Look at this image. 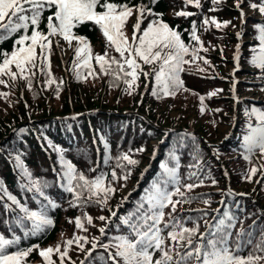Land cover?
I'll return each instance as SVG.
<instances>
[{
	"label": "trees",
	"instance_id": "1",
	"mask_svg": "<svg viewBox=\"0 0 264 264\" xmlns=\"http://www.w3.org/2000/svg\"><path fill=\"white\" fill-rule=\"evenodd\" d=\"M127 2L131 5L147 4L154 12L162 14L160 18L163 22L180 31L182 39L189 44L193 43L190 36L195 23L198 35L208 49L207 52L200 51L199 55L210 61V65L203 64V61L184 65L181 78L189 91H181L174 98H157L151 95L155 88L154 75L141 76L131 94L124 91L127 85L122 80L114 85L111 76L100 75L98 79L78 81L72 73L77 43L71 46L65 63H62L53 44L51 71L57 82L63 81L58 98L56 84L47 86L45 77L39 72L33 79L31 89L26 81L19 78L15 82L8 81L7 87L0 85V93H8L7 97L0 96V183L30 211L47 207L45 197L59 205L57 208L48 207V215L54 222L52 227L43 234L26 236L25 232L31 229V221L26 226L21 224L18 215L23 216V213L15 206L14 211H7L4 204L11 202L0 193V235L7 239L20 237L19 244L11 246L9 253L39 246L29 255L26 264H45L38 254L39 249L60 245L63 251L65 242L77 235L109 243L111 237L127 234L120 218L137 212V206L145 201L154 185L167 178L161 165L175 166L176 161L171 159L175 155L179 158L178 171L182 181L190 182L187 181V174L194 170L189 165L194 162L192 157L197 149L204 173L210 174L217 183L213 185L211 180H206L204 186L188 193L193 197L192 202L177 206L175 215L199 221L201 234L207 232L201 219L203 212L208 213V224L225 214L234 215L237 221L232 229L233 239L241 228L257 237L264 230V179L259 171L251 182L243 178V173L250 167L243 159V136L248 132L249 123L253 126L258 124L255 116L249 118L247 113L253 108L264 111V72L251 63L253 48H259L256 26L264 25V14L253 10L250 5L254 2L264 4V0H244L241 9L246 7L253 13L243 11V20L239 19L241 10L235 7L236 0H223L218 5L213 4L212 0H201V8L186 6L184 0ZM181 10L195 15L178 16ZM54 11H44L41 31L47 32V17ZM204 17H215L221 22L231 23L220 30L211 26L206 31L200 27ZM151 19L153 17L148 16L141 27H146ZM136 22L137 14L134 13L124 29L129 39ZM31 31L30 27L29 34ZM74 32L90 42L94 54L105 52L106 38L97 26L88 22L77 26ZM21 34L22 30L0 41V50L11 52L14 40ZM231 45L240 47L236 72L238 87L244 94L237 98H234L230 86L233 77L225 70L226 65L235 58L234 52L228 53ZM108 51L119 59L114 49ZM155 67L143 65L144 71L149 73H153ZM201 67L205 70L201 71ZM96 71L99 72L98 66ZM70 89L73 99L68 94ZM217 89L223 91L208 97L209 92ZM253 91L259 94L251 95ZM200 95L206 97L204 114L199 111ZM226 123L229 128L224 130L221 127ZM57 149L63 150V161L74 165L88 179H95L105 172L111 181L110 173L113 170L123 175L124 171L116 166V158L122 153H130L139 163L127 166L130 175L126 181L121 179L113 183L116 191L109 197L106 206L91 201L73 206L70 203L74 200L73 194L61 186L62 183L67 184L63 176L66 169L62 167L61 153ZM16 156H20L33 174V179L41 182L44 196L26 189L30 182L20 172ZM252 159L256 164L264 158L257 151ZM200 197L209 199L210 203H203ZM145 207H148L146 203ZM165 211L167 213L171 209ZM111 212H116V217H112ZM86 215L93 218V224H85V232L76 228L75 220ZM100 216L109 217L110 222L99 220ZM186 226L192 227L191 221ZM101 227L106 228V235L100 233ZM90 248L91 244H86L85 251H81L74 243L68 251L70 259L65 258L64 264H104L101 260V256H107L104 249L97 247L88 256L87 250ZM156 255L159 256V253ZM52 259L60 264L57 254L54 253Z\"/></svg>",
	"mask_w": 264,
	"mask_h": 264
},
{
	"label": "snow or ice",
	"instance_id": "2",
	"mask_svg": "<svg viewBox=\"0 0 264 264\" xmlns=\"http://www.w3.org/2000/svg\"><path fill=\"white\" fill-rule=\"evenodd\" d=\"M152 2L155 3L156 0ZM222 2L223 0H212V3L217 5ZM242 3L244 0H236L235 7L241 9ZM184 4L196 8L202 7L201 0H184ZM250 7L264 14V4L254 2ZM51 9L55 11L47 17L45 33L40 30L41 18L45 10ZM215 10L217 9H213ZM134 13L137 14V22L129 39L124 29ZM177 15L190 17L195 14L181 10ZM148 16H152L153 19L142 28ZM244 16L245 13L241 10V19ZM160 17L162 14L154 12L147 4L131 5L127 0H0V41L22 30V34L14 40L11 52L0 50V85L7 87L8 81L15 82L19 78L26 81L27 87L31 89L33 79L39 72L45 77L47 86L56 84L58 98L63 81L57 82L51 71L53 38L58 37L69 47L73 45V41L77 43L74 48L72 73L78 81H87L88 78L98 79L100 75L111 76L114 85L116 81L122 80L127 85L124 91L131 94V91L138 86L137 82L141 76L154 75L155 88L151 91V95L157 98H174L181 91H189L181 78V73L185 71L184 65L196 61L210 65V61L199 55L200 51L207 52L208 49L204 47L195 23L192 25L190 36L193 43L189 44L182 39L180 31L163 22ZM88 22L97 26L106 38V50L103 54H94L90 42L74 32L77 26ZM230 23L231 21L221 22L215 17H204L200 27L206 31L211 26L220 30ZM30 27L31 34H29ZM256 30L259 48H253L251 63L264 72V25H257ZM237 35L239 36L240 33ZM57 46H59L58 42ZM108 49H114L119 54V59L110 55ZM189 56L191 59H186ZM239 59V49H237L235 55L237 66ZM143 65H156V67L153 73H149L144 71ZM96 66L99 72L96 71ZM200 70L205 69L201 67ZM234 85L235 82H233V91H235ZM221 91L223 90L217 89L207 95L216 96ZM0 96L7 97L8 93H0ZM205 99L204 95L199 96L201 114L206 111ZM247 115L249 118L255 116L258 121L256 126L249 123L248 132L243 136V159L250 165L243 173V178L251 182L258 171L264 179V159L256 164H253L252 159L257 151L259 156L264 158V111L253 108ZM105 145L107 147L106 141ZM57 151L61 153L62 167L66 169L63 176L67 179V184L62 183L61 186L65 191L73 194L74 200L70 202L73 206H80L89 201L106 206L109 197L116 191L112 186L113 183L121 179L126 181L130 175L127 166H135L139 163L130 153H122L116 158V166L124 171L123 175H118L113 170L110 173L111 181L108 180L109 174L105 172H101L95 179H88L79 173L74 165L63 161L62 149ZM15 159L20 172L30 182L25 186L26 189L44 196L41 182L33 179V174L20 156H16ZM111 159L109 155V160ZM171 159L176 161L175 166L161 165L167 178L162 183L158 182L154 185L145 201L137 206V212L120 218L121 224L126 226L127 234L113 236L109 243H102L96 238L89 240L86 236L77 235L74 239L65 242L63 251L60 245L55 248L39 249L38 254L45 264H56L52 259L54 253L58 255L60 264H64L65 258L70 259L68 251L74 243L81 251H85L86 244H91V248L87 250L88 256H91L97 247L103 248L107 253L106 257L101 256L104 264H264V230L257 237L241 228L233 239L232 229L235 228L237 221L234 215L225 214L222 218L215 219L214 223L208 224V213L203 212L201 219L205 222L207 232L201 234L199 221L192 220L191 217L185 219L175 215L177 206L192 202L193 197L188 193L204 186L206 180H211L213 185L217 182L210 174L204 173L199 162L201 157L198 149L192 157L194 162L189 165L190 169H194L187 174V181L190 182H183L179 175V158L172 155ZM0 193L6 195L7 201L11 202L4 204L7 211H14L13 206H15L20 213H23V216L18 215L21 224L26 226V223L31 221V229L25 232L26 236L43 234L53 226L54 222L48 215V207H59L54 201L45 197L48 200L47 207L40 211H30L16 196L8 192L2 183H0ZM200 199L205 204L210 203L209 199L203 197ZM145 203L148 207H145ZM169 208L171 211L166 213L165 210ZM111 216L116 217V212H111ZM99 220L110 222L109 217L105 216H100ZM188 221H191L192 227L186 226ZM85 224H93L90 215L76 218L77 229L86 232ZM99 231L102 235H106L105 227H101ZM19 242V236L7 239L4 235H0V264H26L29 255L39 247L37 245L9 253L8 249ZM157 253L159 256L156 255Z\"/></svg>",
	"mask_w": 264,
	"mask_h": 264
},
{
	"label": "rangeland",
	"instance_id": "3",
	"mask_svg": "<svg viewBox=\"0 0 264 264\" xmlns=\"http://www.w3.org/2000/svg\"><path fill=\"white\" fill-rule=\"evenodd\" d=\"M242 10L243 11H247L249 14H251V13H253V10L251 11V9H248V8H246V7H243L242 8ZM239 19L241 20V17H239ZM243 20V19H242ZM241 24V23H240ZM240 28H238L237 29V31L239 30ZM57 42L59 43V46H57ZM76 43V41H73V44H75ZM53 44H55V47H56V51H57V53H58V55H59V57H60V59H61V61H62V63H65V61H66V58H67V56L70 54V48L71 47H69V45L65 42V41H63V40H60V38H53ZM240 47H238V45H234L233 47H232V45H231V48H230V50L228 51V53L230 52H234L235 53V55H236V51H237V49H239ZM37 52H38V54H39V49H37ZM236 67H237V65L233 62V58H232V61H230V63H228L227 65H226V67H225V70L226 71H228V72H230V70H233L234 68H235V70H234V72H233V77H237V72H236ZM233 82H235V84H236V89H235V91L233 92V96L235 95L236 96V98L239 96V95H241V94H244V92L242 91V89H240L239 87H238V84H239V82L237 81H231V83H230V86L232 87V85H233ZM68 94H69V97L71 98V99H73V93L71 92V89H70V91L68 92ZM251 95H257V94H259V92L258 91H253V92H251L250 93ZM222 129H228L229 128V125L226 123V124H222V127H221Z\"/></svg>",
	"mask_w": 264,
	"mask_h": 264
}]
</instances>
